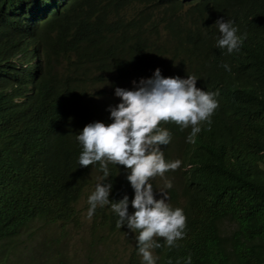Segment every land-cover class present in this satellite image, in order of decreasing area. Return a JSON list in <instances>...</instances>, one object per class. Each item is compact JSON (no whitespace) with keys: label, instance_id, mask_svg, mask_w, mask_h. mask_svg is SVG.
<instances>
[{"label":"trees","instance_id":"trees-1","mask_svg":"<svg viewBox=\"0 0 264 264\" xmlns=\"http://www.w3.org/2000/svg\"><path fill=\"white\" fill-rule=\"evenodd\" d=\"M178 6L150 0H64L61 6H43L46 16L32 29L16 20L5 24L0 37V242L34 219L78 225L77 200L98 183L111 182L110 201L127 195L132 214L129 171L109 164L110 174L102 180L99 163L81 167L76 136L87 124L99 122L94 117H102L105 108L101 94L124 88L121 73L131 62L165 53L157 25H163V33L165 28L186 31L191 37L187 48L209 54L221 35L215 22L226 17L239 36L247 34L238 51L216 53L233 64L235 85L226 91H234L238 100L224 110L218 107L210 124L201 123L194 139L208 149L207 159L196 157V146L183 151L206 168L208 199H189L184 238L171 248L157 238L162 246L153 254L159 257L156 264H185L189 255L191 264H264V1L199 2L183 14ZM182 16L195 22L186 25ZM38 42L43 70L39 62L15 64L20 51ZM91 101L98 107L90 112L95 116L85 112ZM163 153L172 154L166 146ZM118 219L110 204L97 206L90 228L115 230ZM223 220L230 227L224 229ZM131 235L133 247L124 264H144L136 234ZM5 257L0 248V264H6Z\"/></svg>","mask_w":264,"mask_h":264},{"label":"clouds","instance_id":"clouds-1","mask_svg":"<svg viewBox=\"0 0 264 264\" xmlns=\"http://www.w3.org/2000/svg\"><path fill=\"white\" fill-rule=\"evenodd\" d=\"M3 1L0 37L6 32V23L16 20L17 24L23 22L32 29L37 20L46 16L42 12L43 6H61L64 2L0 0V4ZM150 1L167 7L179 4L176 10L183 14L193 3L220 0ZM155 18L161 19L160 13L156 12ZM182 18L186 20V25L195 22L186 16ZM215 24L221 35L216 38V48L209 54L188 49L191 37L186 31L177 28L171 32L165 28L163 33V25L156 24L167 46L165 53L153 59L139 57L136 62H131L121 73L126 79L124 88H115L113 95L101 94L105 108L102 117H94L99 122L87 124L76 136L82 146L79 155L81 167L99 163L102 180L110 174L109 164L122 165L129 171L127 180L134 190L131 200L134 212H128L127 195L118 202L109 200L111 182L98 183L88 197V217H92L97 206L110 204L119 217L117 228L126 225L136 234L138 253L144 264H156L159 259L153 254V249L162 246L157 238H162L169 248L175 247L176 242L184 238L185 212L188 215L190 211L189 199L201 200L202 203L208 199L206 168L203 163L188 159L183 151L196 146V157L207 159L208 149L194 139L201 131V123L210 124V118L218 107L224 110L238 100L234 91H226L235 85L231 81L237 76L231 69L233 64L216 53L219 49L229 54L238 51L247 34L239 36L230 18H218ZM38 46L39 42L34 49L20 51L15 64L39 62L43 70V56ZM23 53L30 55L23 60ZM33 70L41 71L37 68ZM101 101L98 100V103ZM86 106L85 112L89 114L98 108L92 105V101ZM162 124L173 129L168 131L161 127ZM174 145L177 149L172 150ZM163 146L172 154L163 153ZM185 264H191V255Z\"/></svg>","mask_w":264,"mask_h":264},{"label":"rangeland","instance_id":"rangeland-1","mask_svg":"<svg viewBox=\"0 0 264 264\" xmlns=\"http://www.w3.org/2000/svg\"><path fill=\"white\" fill-rule=\"evenodd\" d=\"M88 197L83 193L77 200L78 225L34 219L9 241H1L5 263L124 264L133 247L132 231L126 225L115 230L101 225L90 228ZM221 226L227 229L230 223L223 220Z\"/></svg>","mask_w":264,"mask_h":264}]
</instances>
